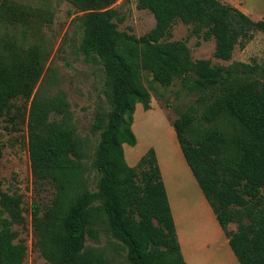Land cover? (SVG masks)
<instances>
[{
  "label": "trees",
  "instance_id": "16d2710c",
  "mask_svg": "<svg viewBox=\"0 0 264 264\" xmlns=\"http://www.w3.org/2000/svg\"><path fill=\"white\" fill-rule=\"evenodd\" d=\"M68 1L86 11L77 17L83 29L80 50L87 61L102 65L111 83L112 109L94 159L99 188L92 190L85 175V142L76 133L64 93L32 98L27 118L32 172L37 181L52 183L56 194L48 213L51 231L41 243L49 264H109L103 250L86 245L106 227L128 247L129 264L185 263L156 149L134 166L126 158L132 147L125 145L138 143L136 105L151 109L144 71L163 86L181 79L196 89L217 91L203 113L210 126L195 141L189 138L191 116L184 114L172 125L238 261L264 264V64L194 60L187 40L168 39L182 21L191 25L190 36L216 41L215 57L229 60L237 44L264 31V20L222 0H138V8L154 14L156 25L136 36L119 29L123 17L112 7L116 0ZM43 70L37 47L0 55V115L8 114L13 127L26 120L15 100L33 95ZM2 152L0 144V157ZM0 203V264H24L28 245L14 227L24 220L23 198L6 192L1 177Z\"/></svg>",
  "mask_w": 264,
  "mask_h": 264
},
{
  "label": "rangeland",
  "instance_id": "374dc122",
  "mask_svg": "<svg viewBox=\"0 0 264 264\" xmlns=\"http://www.w3.org/2000/svg\"><path fill=\"white\" fill-rule=\"evenodd\" d=\"M222 1L241 9L255 20H264V0ZM112 7L123 17L118 23L120 30L142 36L156 25L154 14L150 10L138 8V0H116ZM84 12L86 11L76 8L68 0H0V55L10 57L15 51L23 54L37 47L42 52L44 62V70L33 95L15 100L16 105L22 106L26 120H20L18 126L13 127L8 114L0 115V144L3 149L0 177L6 192L23 198L24 220L14 227L28 245L24 264H49V260L42 254L41 243L51 231V227L47 225L48 213L56 196L54 185L48 181H37L32 172L27 118L34 94L55 97L64 93L76 133L85 142L87 157L84 161L87 163L85 175L88 186L92 190L99 188L101 174L95 167L94 159L101 132L112 109V89L102 65L87 61L80 50L83 29L77 17ZM190 29V24L177 21L168 39L187 40L194 60L210 59L213 64L225 66L235 63L250 66L264 64V31H255L244 45L237 44L231 59L223 60L214 55V39L190 36ZM143 76V82L152 96L151 109L141 110L140 104L136 105L134 122L138 143L136 146L127 145L132 147L127 151V160L135 161L137 155L142 156L154 147L160 154L166 174L177 177L178 170H182L178 149L181 154L183 152L172 122L184 114L191 116L193 123L189 138L195 141L197 133L210 126L203 118V113L214 100L217 91L199 90L181 79H176L170 86H163L153 81L152 75L147 71L143 72ZM54 117L60 119V115ZM97 121L100 122L98 128L95 127ZM200 207L194 209L198 212L195 217L198 218L199 215L197 224L190 222V227H221L218 220H213ZM2 212L3 206L0 203V214ZM2 215L9 217L7 212ZM187 221H190L189 215ZM229 229L236 230L237 223H230ZM86 245L103 250L109 264H129L128 247L112 235L107 227L99 232L98 239L88 237ZM229 248L236 263H239L230 245ZM193 253L195 255L189 256L188 264L230 263L226 250L217 251L215 245L209 253Z\"/></svg>",
  "mask_w": 264,
  "mask_h": 264
},
{
  "label": "crops",
  "instance_id": "0c3cea01",
  "mask_svg": "<svg viewBox=\"0 0 264 264\" xmlns=\"http://www.w3.org/2000/svg\"><path fill=\"white\" fill-rule=\"evenodd\" d=\"M140 108L141 110L143 108L141 104ZM133 126L135 133L138 134L135 128V122ZM125 146L127 148V145ZM156 153L163 176V181L167 189L172 214L176 223L178 238L185 259L184 264H188L190 255H195V253H193L194 251L209 253L210 250H212L213 245H215V249L217 251L226 250L230 260V263L228 264H240V262L236 263L237 261L234 259L233 253L229 248V239L221 227H190V222H192V224H197L199 215L198 218L195 217L198 212L194 209H199L200 205L201 211L204 210L206 213H209L212 219L214 218L213 220H217V218L186 158H183L185 157L184 154H181L180 149H178L180 157L179 161L182 170H178L179 175L175 177L176 175L171 176V174H166L160 154L157 150ZM142 156L137 155L135 161L130 162L128 160L129 164L134 166ZM188 215L190 217V221H187ZM217 237H219L218 240Z\"/></svg>",
  "mask_w": 264,
  "mask_h": 264
}]
</instances>
